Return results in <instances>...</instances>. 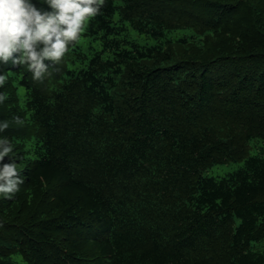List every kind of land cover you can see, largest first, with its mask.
Instances as JSON below:
<instances>
[{
  "label": "trees",
  "instance_id": "obj_1",
  "mask_svg": "<svg viewBox=\"0 0 264 264\" xmlns=\"http://www.w3.org/2000/svg\"><path fill=\"white\" fill-rule=\"evenodd\" d=\"M80 36L41 81L0 62V264H264V0H105Z\"/></svg>",
  "mask_w": 264,
  "mask_h": 264
},
{
  "label": "clouds",
  "instance_id": "obj_2",
  "mask_svg": "<svg viewBox=\"0 0 264 264\" xmlns=\"http://www.w3.org/2000/svg\"><path fill=\"white\" fill-rule=\"evenodd\" d=\"M51 11H42L31 0H0V62L27 64L33 81L48 75V66L62 60L70 44L76 42L85 22L101 13L105 0H46ZM14 53H19L13 57ZM7 77L0 74V87ZM6 97L0 94V102ZM16 122L22 123L20 117ZM9 128L7 121L0 122V132ZM13 152L8 138H0V161ZM24 184L17 172L16 162L0 167V194L11 198Z\"/></svg>",
  "mask_w": 264,
  "mask_h": 264
},
{
  "label": "rangeland",
  "instance_id": "obj_3",
  "mask_svg": "<svg viewBox=\"0 0 264 264\" xmlns=\"http://www.w3.org/2000/svg\"><path fill=\"white\" fill-rule=\"evenodd\" d=\"M132 35L137 39L141 38V35L135 32H133ZM80 39H81V36L79 37L78 41ZM236 165L237 163H233V162L213 164L203 169L202 174L219 177L225 174L226 172L233 170L236 167Z\"/></svg>",
  "mask_w": 264,
  "mask_h": 264
}]
</instances>
